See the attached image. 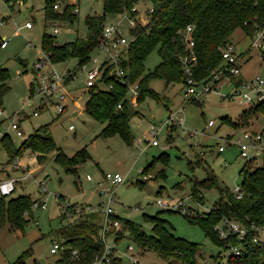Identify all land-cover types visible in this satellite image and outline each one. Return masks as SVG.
I'll return each instance as SVG.
<instances>
[{
    "label": "rangeland",
    "instance_id": "1",
    "mask_svg": "<svg viewBox=\"0 0 264 264\" xmlns=\"http://www.w3.org/2000/svg\"><path fill=\"white\" fill-rule=\"evenodd\" d=\"M57 1V11H61L66 4H75L73 8H77V19H46L45 0H23L21 3L12 0V6L8 5L7 0H0V20L5 19L0 26V36H9L5 48L0 47V67L8 68L6 82L9 86L0 107V132L6 133L17 148L26 136L46 125L56 148H60L67 156H73L85 148L88 157L77 165L75 172L66 171L62 164L54 160L57 149L49 151L42 159H37L36 153L31 150H25L21 156L8 163L9 155L0 139V180L17 178L14 191L7 196L28 194L33 200L45 202L43 207L36 205L26 215L30 220L22 230L12 229L8 225L0 228V264H15L27 251L29 254L24 257L26 264H64L59 262L60 255L51 253L50 248L54 241L61 238L58 231L73 222L81 208L97 204L100 200L96 182L105 172H120L125 176L124 183L115 189L117 201L112 204L115 214L120 217L119 231L124 232V237L115 242V235L108 236L109 243H113L118 254H122L127 245L132 244L135 256L142 263L184 264L143 248L124 231L123 224L130 221L139 225L146 234H151L154 221L150 217L157 216L165 220L175 236L198 244L195 264H227L228 252L205 235L198 224L190 222L178 210L158 205L157 201H182L194 211H207L219 200L220 194L216 188L203 189L202 199L197 201L191 195L195 181L213 176L220 187L230 191L240 184L239 170L246 159L240 155L236 142L244 131L262 133L264 142V110L256 109L258 104L255 101H239V96L229 98L223 94L231 93L233 86L255 75L264 77V50L251 48L250 38L241 29H236L231 35V42L240 56L239 76H233L227 82L222 81L225 77H220L218 87L198 98V103L184 96L182 83L167 84L162 79L149 82V86L160 95V102L146 97L138 103L128 96L137 110L129 121V133L130 137H134L133 140L142 139L151 124H159L166 118L168 109L163 102L170 101L171 110H183L184 127L177 126L173 130L164 128L159 135L158 145L141 150L146 145L143 139L142 142L130 143L118 134L103 136L101 132L106 123L96 120L85 111L89 92L85 84L86 72L78 64L77 57L50 64L59 74L67 69L74 72V77L62 84L61 90L67 97L64 111H57L54 96L44 107L39 108L43 96L35 91L36 71L33 67L45 53L41 48L43 33L53 35L59 44L85 38L86 16L104 13L103 0ZM149 7L150 0H141L137 4L142 14ZM26 22L31 23L30 28L25 26ZM104 23H119L122 34L126 38L129 36V23L121 14L106 15ZM53 26L58 28V33H53ZM94 58H98L97 63L93 62ZM102 60V54L93 52L85 66H96ZM159 61L160 56L155 49L144 62L145 72L151 71ZM97 86L100 89L107 88L103 81H98ZM37 108V115H33ZM20 109L16 120L21 118L19 125L23 135L17 136L9 128V123L13 114ZM22 115H26V118ZM224 118L228 121H223ZM209 120L214 124L208 126ZM230 122L243 124L234 126ZM183 129L187 132L183 133ZM220 145L224 146L223 151H219ZM16 159L17 163L13 164ZM262 161L263 152L257 155L253 165H260ZM150 162V168L143 174L141 171ZM66 203L77 206L78 211L69 209L70 216L64 215L62 206ZM95 215L94 221L100 222V212ZM122 257L127 262V257Z\"/></svg>",
    "mask_w": 264,
    "mask_h": 264
},
{
    "label": "trees",
    "instance_id": "2",
    "mask_svg": "<svg viewBox=\"0 0 264 264\" xmlns=\"http://www.w3.org/2000/svg\"><path fill=\"white\" fill-rule=\"evenodd\" d=\"M56 1L45 0L46 19H77V14L73 11L74 4H66L61 11H57L53 7ZM140 1L103 0L104 13L99 16L88 15L85 18V38L59 44L53 35L43 33L41 48L52 63L77 57L78 64L82 65L88 62L90 55L96 50L102 36L105 16L128 12L130 17L138 18L139 12L132 10V7L137 6ZM150 7L152 10L146 11L147 22L138 19L135 26L129 29L127 44L123 47L118 61L130 82H137L139 85L138 103L146 97L157 101L160 99V95L149 86L153 79H162L167 84L183 83L185 76L181 69V57L186 53L183 30L188 25L193 26V49L197 56L193 68L194 77L198 81H207L224 64L221 49L231 42L233 32L241 29L250 38L257 27L264 24V0H150ZM155 49L160 61L151 71L145 72L144 62ZM113 67H106L101 78L107 85L112 83L111 88L100 89L98 82L88 87L89 98L85 102V111L96 120L106 123L101 132L103 136L118 134L132 143L134 137H130L129 121L137 110L129 101L127 88L117 76L112 75ZM73 75L74 72L69 74L64 82H68ZM7 78L8 69L0 67V107L3 96L9 89ZM192 101L198 103L195 99ZM163 105L169 109L168 102H163ZM256 109L263 111L264 102L258 103ZM223 121L228 120L224 118ZM230 124L237 126L243 123ZM0 139L9 155L8 163L21 156L25 150H31L36 153L37 159H42L46 153L57 149L54 160L62 164L66 171L75 172L77 165L88 157L85 148L78 150L73 156H67L60 148H56L46 125L38 127L26 136L17 148L6 133ZM253 162L252 159L246 160L239 170L242 196L238 197L233 190L220 187L215 177L207 176L194 182L191 195L201 201V190L216 188L220 194L219 200L207 211H196L191 216L184 214L190 222L198 224L205 235L223 251L228 252L227 264H264V243L253 242L251 234L239 239L237 234L229 233L222 239L214 228L223 219L239 222L250 232L253 231L250 228L252 226L264 227V151L262 163L253 165ZM151 164L150 162L145 165L141 172L147 173ZM36 202L37 200H33L28 194L16 197L0 195V228L8 225L12 229L22 230L30 220L26 215L31 212ZM95 214L97 211H80L73 222L58 231L61 237L58 241L63 246L56 252L60 255L59 262L89 264L103 252L100 222L94 221ZM150 218L154 221L151 234H146L139 225L130 221L123 224L124 231H127L138 245L155 251L163 258L195 264L198 244L175 236L165 220L157 216ZM123 237L124 232L118 231L114 241L118 242ZM233 247L239 250L238 254L232 251ZM28 254L29 251L25 252L15 264H25L24 257ZM107 264H125V261L113 251Z\"/></svg>",
    "mask_w": 264,
    "mask_h": 264
},
{
    "label": "built area",
    "instance_id": "3",
    "mask_svg": "<svg viewBox=\"0 0 264 264\" xmlns=\"http://www.w3.org/2000/svg\"><path fill=\"white\" fill-rule=\"evenodd\" d=\"M23 0H13V2L21 3ZM8 5L12 6V0H7ZM73 4V3H72ZM75 5V4H74ZM54 9L59 8V2L53 5ZM132 10H137L138 19L141 22H147V13L142 14L137 6H133ZM152 8L149 7L148 11H151ZM74 12H77L76 6L73 8ZM125 17L129 23V28H133L136 24L137 17H130L128 12H123L121 14ZM5 22V19L2 18L0 20V26H2ZM246 23V22H245ZM55 25V23H53ZM25 26L27 28L31 27V23L26 22ZM119 23L110 24L104 23L102 36L98 41L95 52L103 55V60L96 66L86 68V63L82 64L81 69L85 70L86 74V86L91 87L96 82L101 81L103 72L106 67L113 65L112 75L117 76L118 80L127 88V94L137 100L140 88L137 82H130V80L126 77V72L119 66L118 61L123 47L127 44V38L122 34V31L119 27ZM192 30L193 26L188 25L183 30V40L186 44V53L181 57V69L182 73L185 76L183 85V94L184 96L197 100L198 98L204 96L207 92L214 90L218 87L220 81V77H225L222 81L227 82L228 79H232L233 76H239L240 74V56L236 52L235 45L230 42L226 46L221 49V55L224 61V64L216 71V73L207 81H198L195 79L193 74V68L197 61L196 53L193 49L194 40L192 38ZM53 33H58V28L53 26ZM182 31H180L181 33ZM9 39V36H0V47H5L6 43ZM250 47L255 49L264 50V24L259 25L252 37H250ZM91 60V55L89 57ZM88 60V61H89ZM98 58H94L93 62L97 63ZM50 64L51 61L48 58L47 53H43V57L34 64L33 69L36 71L35 76V91L37 94H41L43 98L40 100V107H44L50 100V97L54 96L56 98V108L59 113H62L66 107V93L61 90L62 84L65 83V78L71 74L70 70H65L64 73L59 74ZM74 75L72 76V78ZM71 78V79H72ZM70 79V80H71ZM113 85L109 83L107 88H111ZM229 98L234 96H239V101L244 102H264V77L260 75H255L251 79H248L244 82L239 83V85L233 86V91L231 93L223 94ZM29 104V103H27ZM22 107L21 109H23ZM16 111L13 114V118L9 123V128L14 130L17 136H22L23 133L20 129L19 120H16V117L21 112ZM182 108H177L176 110H169L166 118L160 122L159 124H151L143 134V141L146 145L141 149L144 150L148 146H156L159 144V135L161 131L166 128L168 130H172V128H176L177 126L184 127V117L182 116ZM38 108L33 111V115H37ZM22 117H26V115H22ZM214 122L209 120L207 122L208 126L213 125ZM72 128V125H70ZM183 133H186L187 130L183 129ZM5 133L0 132V137ZM142 139L135 138L133 140L134 143H138V141L142 142ZM228 140V139H227ZM237 145L240 149V155L244 157L246 160H256L257 155L264 151V142L263 135L260 132L254 131H244L242 133L241 138L237 140ZM219 151L224 150V146L220 145L218 147ZM17 163V159L13 161V164ZM148 177H151L148 175ZM87 179H90L87 176ZM17 179L10 178L7 180L0 181V193L1 195H9L15 189V182ZM125 181V176H123L120 172H105L102 177L96 182L97 186V194L100 197V205L94 204L86 206L85 208H81L80 211L83 212H92L97 211L101 214L100 221V236L101 240L104 243L103 252L96 257L89 264H107L111 259V253L113 251H117L114 247L113 243H109L108 236L116 235L117 232L121 229V221L119 216H117L114 212L112 204L117 201V197L115 196V189L123 184ZM235 194L240 197L243 195V190L240 185H235L233 188ZM157 204L168 208L175 209L180 211L186 215H193L195 213L194 209H190L186 207L182 201L174 202V203H166L161 200L157 201ZM199 204V202H198ZM41 205L42 207L45 205L44 200L39 202L37 201L34 206ZM201 205V204H199ZM64 213L70 216L69 209L73 211H78V207L74 205H70L66 203L63 205ZM219 234L220 238H226L229 233L237 234L239 239H244L246 236L250 235L251 239L255 243H264V227L262 226H252L250 227L253 231H248V229L240 224L239 222L231 221L228 219H223L219 224L214 227ZM63 246L60 244L58 240L54 241L53 245L50 248L51 253H56L59 249H62ZM232 251L238 254L239 250L236 247H233ZM120 256H126L127 262L125 264H145L139 261V259L135 256V248L132 244H128L125 251ZM26 264V263H25Z\"/></svg>",
    "mask_w": 264,
    "mask_h": 264
},
{
    "label": "crops",
    "instance_id": "4",
    "mask_svg": "<svg viewBox=\"0 0 264 264\" xmlns=\"http://www.w3.org/2000/svg\"><path fill=\"white\" fill-rule=\"evenodd\" d=\"M28 45L31 46L30 42H28ZM1 48H2V47H1ZM3 48H5V47H3ZM3 48H2V49H3ZM1 67H4V66H1ZM4 68H7V67H4ZM7 69H8V68H7ZM168 104H169V109H168V112H169V110H170V106H171V105H170V101L168 102ZM76 113H77V112H74V114H76ZM25 118H26V117H25ZM256 132H257V131H256ZM12 168H13V167H12ZM102 175H103V173H102ZM9 179H10V178H9ZM15 179H17V178H15ZM6 180H7V179H6ZM0 181H3V180H0ZM98 202H99V201H98ZM98 202H97V204H98ZM99 217H100V216H98V219H99ZM116 253L118 254V250L116 251Z\"/></svg>",
    "mask_w": 264,
    "mask_h": 264
},
{
    "label": "water",
    "instance_id": "5",
    "mask_svg": "<svg viewBox=\"0 0 264 264\" xmlns=\"http://www.w3.org/2000/svg\"><path fill=\"white\" fill-rule=\"evenodd\" d=\"M98 205H100V202H98Z\"/></svg>",
    "mask_w": 264,
    "mask_h": 264
}]
</instances>
